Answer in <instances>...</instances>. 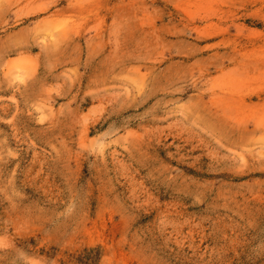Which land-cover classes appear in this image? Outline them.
<instances>
[{
  "label": "rangeland",
  "instance_id": "obj_1",
  "mask_svg": "<svg viewBox=\"0 0 264 264\" xmlns=\"http://www.w3.org/2000/svg\"><path fill=\"white\" fill-rule=\"evenodd\" d=\"M0 264H264V0H0Z\"/></svg>",
  "mask_w": 264,
  "mask_h": 264
}]
</instances>
